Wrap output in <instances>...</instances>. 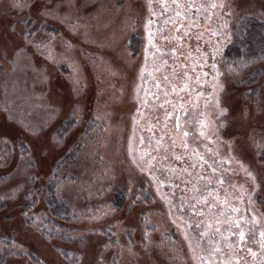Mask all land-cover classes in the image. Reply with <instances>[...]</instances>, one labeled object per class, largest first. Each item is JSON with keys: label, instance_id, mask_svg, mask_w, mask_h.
<instances>
[{"label": "rangeland", "instance_id": "rangeland-1", "mask_svg": "<svg viewBox=\"0 0 264 264\" xmlns=\"http://www.w3.org/2000/svg\"><path fill=\"white\" fill-rule=\"evenodd\" d=\"M215 1L0 0V264H264V0Z\"/></svg>", "mask_w": 264, "mask_h": 264}, {"label": "trees", "instance_id": "trees-1", "mask_svg": "<svg viewBox=\"0 0 264 264\" xmlns=\"http://www.w3.org/2000/svg\"><path fill=\"white\" fill-rule=\"evenodd\" d=\"M249 31L253 32V34H255V42L258 46H260L261 48H263L264 46V25L261 24L259 25V23L257 22H252L249 25ZM259 52L261 53V49L259 50ZM177 200L179 201L180 204L184 203L183 198H177ZM186 201V200H185ZM65 210H67V208H65ZM187 215L190 216V212L187 213Z\"/></svg>", "mask_w": 264, "mask_h": 264}, {"label": "bare ground", "instance_id": "bare-ground-1", "mask_svg": "<svg viewBox=\"0 0 264 264\" xmlns=\"http://www.w3.org/2000/svg\"><path fill=\"white\" fill-rule=\"evenodd\" d=\"M73 10H76V9H73ZM58 14L60 15V16H58V18L60 19V20H62L63 19V16L60 14V12H58ZM6 57H7V55H6ZM73 58L75 59V60H77V56H76V53L75 54H73ZM24 63H26V61H24ZM35 65V67L37 66V64L36 63H34ZM118 66L116 65V68H117ZM33 71H35L34 69H33ZM18 88H19V86H18ZM11 185H13V184H10L9 183V185L8 186H4V188L3 189H7V188H9V187H11ZM33 236V235H32ZM37 244V246L38 247H42L41 249L44 251V252H48L49 251V247L47 246V245H41V243L39 242V241H37L36 242ZM50 254V256L52 257V256H54L55 257V255H51V253H49Z\"/></svg>", "mask_w": 264, "mask_h": 264}, {"label": "flooded vegetation", "instance_id": "flooded-vegetation-1", "mask_svg": "<svg viewBox=\"0 0 264 264\" xmlns=\"http://www.w3.org/2000/svg\"><path fill=\"white\" fill-rule=\"evenodd\" d=\"M208 1H211V0H208ZM214 3H216V1L215 0H212ZM202 84H203V86H206V84H205V80H204V82L202 81ZM202 84H201V86H202ZM180 116H181V110H180V108H178V111H177V114H176V126H177V129H179V120H180ZM156 142H158V141H156ZM155 142V143H156Z\"/></svg>", "mask_w": 264, "mask_h": 264}, {"label": "snow or ice", "instance_id": "snow-or-ice-1", "mask_svg": "<svg viewBox=\"0 0 264 264\" xmlns=\"http://www.w3.org/2000/svg\"><path fill=\"white\" fill-rule=\"evenodd\" d=\"M173 2L175 3L176 0H173ZM207 2H208V0H205V3H207ZM212 6L215 7L216 5L213 3ZM258 154H259V155H264V153H258ZM242 166H243V165H242ZM245 171H246V174H247V175H249V176L252 175V173L249 172L246 168H245ZM253 179H255V177H253ZM261 235H264V233H262ZM241 238H243V234H241Z\"/></svg>", "mask_w": 264, "mask_h": 264}]
</instances>
